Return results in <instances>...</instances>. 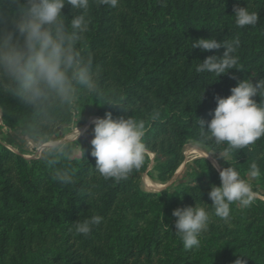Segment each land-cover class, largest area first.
<instances>
[{"label":"trees","instance_id":"1","mask_svg":"<svg viewBox=\"0 0 264 264\" xmlns=\"http://www.w3.org/2000/svg\"><path fill=\"white\" fill-rule=\"evenodd\" d=\"M235 7L257 11V25L237 27ZM62 12L69 19L81 14L70 5ZM86 19L89 28L79 45L83 54H92L105 90L116 89L133 112L101 105L104 101L92 95L80 100V108L92 102L101 115L143 120L144 142L154 154L159 181L177 169L186 140L214 153L225 151L226 144L200 136L198 118L211 120L215 96L227 97L239 80L264 78V0H118L115 8L90 0ZM209 37L240 40L234 54L239 69L219 77L195 71L206 57L223 54V47L191 48L195 39ZM156 110L161 115L153 120ZM0 111L7 130L28 134L32 117L18 99L0 101ZM70 116L62 114L56 125L69 122ZM91 148L82 145L78 157L52 166L0 142V228L13 224L11 238L0 229V264H264V137L244 150L229 151V159L220 163L245 180L252 164L260 169L256 182L246 180L256 194L253 203H233L228 223L211 206L208 193L221 180L207 159H194L172 190L147 192L140 187L146 161L126 180H105L94 168ZM65 166L74 184L56 179V169ZM195 205L209 212V228L200 236L199 248L185 250L172 213ZM94 215L102 217L101 223L87 236L77 234L75 223Z\"/></svg>","mask_w":264,"mask_h":264},{"label":"clouds","instance_id":"2","mask_svg":"<svg viewBox=\"0 0 264 264\" xmlns=\"http://www.w3.org/2000/svg\"><path fill=\"white\" fill-rule=\"evenodd\" d=\"M98 3L115 8L118 0H98ZM65 5L81 14L69 19L62 12ZM89 7L90 0H0V101L18 99L30 113L32 122L27 132L39 145L42 159L52 166L61 159L73 158V144L81 131L76 123L78 133L74 141L49 139L45 132L56 126L64 113L79 112L80 119L79 102L84 96L92 95L97 101H104L101 105H119L125 112H133V105L126 103L116 89L105 90L92 54L84 55L79 46L89 28L86 19ZM234 16L240 28L255 26L259 19L258 12L249 11L247 7H235ZM239 46L238 38L233 41H218L212 37L195 39L191 48L199 47L202 51L224 48L222 55L206 57L195 71L219 77L231 69H239L236 67L239 57L234 55ZM257 96L259 102L255 99ZM215 100L217 106L212 119L198 118V128L200 136L206 140L227 145L224 152L218 153L220 157L225 160L229 151L244 150L264 137V78L255 83L252 78L239 80L230 95H216ZM160 115L156 110L152 119L157 120ZM92 123L91 156L95 158L96 172L105 180H126L144 165L149 149L144 142L143 120L132 115L114 119L109 112L104 117L94 118ZM219 175L221 184L212 185L208 196L215 215L228 223L230 206L233 203L250 206L253 189L230 166L221 169ZM249 175H260L256 164H252ZM55 177L65 185L76 182L67 166L56 169ZM172 215L176 217L175 233L181 238L183 248H199V238L209 228V212L195 205L176 208ZM101 221V216L94 215L77 222L75 232L87 236Z\"/></svg>","mask_w":264,"mask_h":264},{"label":"rangeland","instance_id":"3","mask_svg":"<svg viewBox=\"0 0 264 264\" xmlns=\"http://www.w3.org/2000/svg\"><path fill=\"white\" fill-rule=\"evenodd\" d=\"M81 109V117L79 119V112L71 113L69 122L56 125L51 134L47 135L49 139H67L74 141L75 136L78 133V129L81 131V135L78 137V141H75L73 147L75 153L73 157H78L80 154V147L82 145L91 146V139L93 138V123L94 118L104 117L97 113L96 105L92 102L87 103L83 109ZM79 119V121H78ZM78 121V122H77ZM77 123V128H76ZM0 142L7 146L14 152L22 154L25 158H42V154L39 145L35 143L29 134H21L20 131L7 130L3 124L2 115L0 111ZM181 160L174 171L172 176L166 181H159L156 179V172L153 170L154 154L149 151L145 161L147 162V168L140 177V187L147 192H158L163 188H169L172 190L176 184H178L185 176V173L190 169L191 164L196 158L207 159L218 173L222 169L220 163L229 159L227 155L225 160L219 156L218 153H214L200 142L194 140H186L181 148ZM246 180L249 182H256V177H251L249 173L246 174ZM256 195V194H253ZM19 220H25L20 217ZM6 230L9 238L12 236L13 224L11 226H5L0 228Z\"/></svg>","mask_w":264,"mask_h":264}]
</instances>
